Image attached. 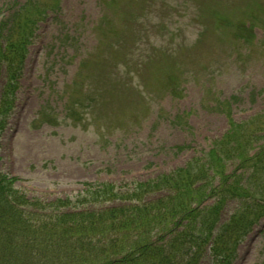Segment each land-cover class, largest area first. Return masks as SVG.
<instances>
[{
  "label": "rangeland",
  "instance_id": "obj_1",
  "mask_svg": "<svg viewBox=\"0 0 264 264\" xmlns=\"http://www.w3.org/2000/svg\"><path fill=\"white\" fill-rule=\"evenodd\" d=\"M13 2L0 0L5 14ZM215 16L228 27H215ZM250 28L251 41L234 38ZM134 62L142 66L128 76ZM118 71L131 88L104 81ZM83 81L101 94L82 125L67 106ZM263 114L264 0H60L30 47L0 138V173L28 198L75 201L88 185L128 189L171 173L208 152L230 119ZM227 201L218 230L240 206ZM233 264H264V219L236 246Z\"/></svg>",
  "mask_w": 264,
  "mask_h": 264
},
{
  "label": "trees",
  "instance_id": "obj_2",
  "mask_svg": "<svg viewBox=\"0 0 264 264\" xmlns=\"http://www.w3.org/2000/svg\"><path fill=\"white\" fill-rule=\"evenodd\" d=\"M59 6L60 0H14L8 14L0 6V138L39 25ZM215 19L214 26L228 27ZM106 25L102 20L96 31ZM247 31L235 30L234 38L251 41L253 32ZM140 66L134 62L126 74ZM120 74L107 73L104 81L117 90L131 88ZM100 94L101 87L78 85L77 99L67 106L75 123L83 125L81 115L95 110ZM191 161L128 189L88 185L75 201L28 198L15 188L16 178L0 173V264H203L205 258L233 264L236 246L264 219V114L242 123L230 119L228 132ZM246 172L251 174L245 181ZM227 197L240 206L218 230ZM208 198L215 203L207 206Z\"/></svg>",
  "mask_w": 264,
  "mask_h": 264
}]
</instances>
